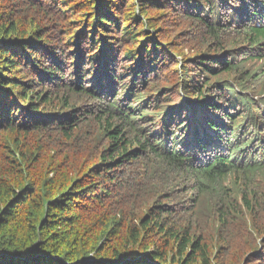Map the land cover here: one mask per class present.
<instances>
[{"label": "trees", "instance_id": "trees-1", "mask_svg": "<svg viewBox=\"0 0 264 264\" xmlns=\"http://www.w3.org/2000/svg\"><path fill=\"white\" fill-rule=\"evenodd\" d=\"M0 264H264V0H0Z\"/></svg>", "mask_w": 264, "mask_h": 264}, {"label": "rangeland", "instance_id": "rangeland-1", "mask_svg": "<svg viewBox=\"0 0 264 264\" xmlns=\"http://www.w3.org/2000/svg\"><path fill=\"white\" fill-rule=\"evenodd\" d=\"M24 12L27 13V12L25 11V9H24ZM27 14H28V13H27ZM32 16L34 17V15H32ZM194 23L196 24V22H194ZM184 25L187 26L188 28L190 27V25H189L188 23H184ZM191 25H193V24H191Z\"/></svg>", "mask_w": 264, "mask_h": 264}]
</instances>
